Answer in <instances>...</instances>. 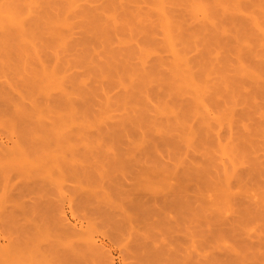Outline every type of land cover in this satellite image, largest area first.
I'll return each instance as SVG.
<instances>
[{"label": "rangeland", "instance_id": "obj_1", "mask_svg": "<svg viewBox=\"0 0 264 264\" xmlns=\"http://www.w3.org/2000/svg\"><path fill=\"white\" fill-rule=\"evenodd\" d=\"M77 1H0V264H264V0Z\"/></svg>", "mask_w": 264, "mask_h": 264}, {"label": "bare ground", "instance_id": "obj_2", "mask_svg": "<svg viewBox=\"0 0 264 264\" xmlns=\"http://www.w3.org/2000/svg\"><path fill=\"white\" fill-rule=\"evenodd\" d=\"M0 1H1V0H0ZM4 1H5V0H4ZM4 1L2 0V2H4ZM8 1H9V2H12L13 0H11V1L8 0ZM70 1L73 2V0H70ZM78 1H80V0H78ZM78 1H77V2H78ZM161 1H162V3H164L163 0H160V2H161ZM9 2H8V3H9ZM14 2H15V0H14ZM30 2H31V1H30ZM30 2H26V3L29 4ZM33 2L36 3L37 1H33ZM75 2H76V1H75ZM158 2H159V1H158ZM160 2H159V3H160ZM35 3H34V4H35ZM69 3H70V2H69ZM69 3H68V5H69ZM159 3H158V4H159ZM162 3H161V4H162ZM197 3H199V2H197ZM1 4H2V3H1ZM6 4H7V2H6ZM10 4H12V3H10ZM13 4H14V3H13ZM13 4H12V5H13ZM75 4H76V3H75ZM200 4H201V2H200ZM200 4H199V6H200ZM16 5H17V4H16ZM20 5H21V4H20ZM20 5H17L16 7H19ZM25 5H26V4H25ZM29 5H30V8H29V6H28V8H29V10L31 11V5H32V3L29 4ZM35 5H36V4H35ZM35 5H34V6H35ZM76 5H78V4H76ZM194 5H195V4H194ZM194 5H193V6H194ZM202 5H203V4H202ZM202 5H201V6H202ZM10 6H11V5H10ZM26 6H27V5H26ZM69 6H70V5H69ZM71 6H73V5H71ZM158 6H160V5H158ZM197 6H198V4H197ZM36 7H37V6H36ZM204 7H205V6L203 5L202 8H201V10L203 9V10H202V11H203L202 14L205 15V17H206V15L208 16V14H207L208 12L206 13L207 10L204 11V9H207L206 7H205V8H204ZM14 8H15V7H14ZM24 8H25V7H24ZM28 8H27V9H28ZM70 8H71V7H70ZM72 8H74V7H72ZM15 9H17V8H15ZM20 9H21V7H19V10H20ZM32 9H33V8H32ZM159 9H160V8L158 7V11H159ZM17 10H18V9H17ZM21 10H22V9H21ZM161 10L164 11L163 9H161ZM13 11H14V10H13ZM13 11H12V9L8 8V6H7V7H6V6L4 7V5H3V6L0 5V14H1L0 16H1V18H3V22H4L5 20H6V21L8 20V21L10 22V23H9L10 26H11V24L13 23V24H15V25H14L15 27H18L16 24L19 25L20 22H22V20L24 19L23 17L27 15L28 10H27L26 14H25L23 17H17L16 14H15ZM202 11H201V12H202ZM1 12H3V13H1ZM15 12H16V11H15ZM21 12H22V11H21ZM31 12H32V11H31ZM204 12H205L206 14H205ZM209 12H210V11H209ZM16 13H18V11H17ZM23 13H25V12H23ZM161 13H163V12H160V15H162ZM164 13H165V12H164ZM164 13H163V14H164ZM3 15H4V16H3ZM20 15H21V14H20ZM212 15H213V14H212ZM21 16H22V15H21ZM29 16H30V15H29ZM162 16H164V15H162ZM162 16H161V17H162ZM209 16H210V15H209ZM27 17H28V16H27ZM165 17H167V16H165ZM1 18H0V19H1ZM25 18H26V17H25ZM206 18H207V17H206ZM4 19H5V20H4ZM21 19H22V20H21ZM64 19H65V18H63V20H64ZM163 19L165 20L164 17H163ZM163 19H162V20H163ZM24 20H25V19H24ZM68 20H69V19H68ZM8 21H7V22H8ZM61 21H62V20H61ZM61 21H59V22H61ZM165 21H166V20H165ZM3 22H2V19H1L0 24L3 23ZM62 22H64V21H62ZM62 22H61V23H62ZM168 22H169V21H168ZM26 23H27V22H26ZM64 23L66 24V22H64ZM64 23H62V24L58 23V24H60V26H66V25L68 26V25H69V24L63 25ZM67 23H68V22H67ZM69 23H70V21H69ZM71 23H72V22H71ZM73 23H74V22H73ZM164 23H165V22H164ZM164 23H163V26L165 25ZM166 23H167V21H166ZM4 24H6V23L4 22ZM9 24H8V26H9ZM13 24H12V25H13ZM23 24H24V23H23ZM36 24H37V23H36ZM167 24H168V23H167ZM167 24L165 25V27H168ZM70 25H71V24H70ZM74 25H75V24H74ZM168 25H170V24H168ZM1 26H4V25L1 24ZM6 26H7V25H6ZM21 26H22V25L19 26V27H20L19 29H23V26H22V27H21ZM24 26H26V25L24 24ZM67 26H66V27H67ZM12 27H13V26H12ZM26 27H27V26H26ZM67 28H69V27H67ZM70 28H71V27H70ZM72 28H73V27H72ZM14 29L19 30V29H17V28H14ZM8 30H9V28H8ZM11 30H12V29H11ZM16 30H14V31H16ZM19 31H20V30H19ZM16 32H17V31H16ZM22 32H23V31H22ZM27 32H28V30H27ZM27 32H25V34H28ZM14 33H15V32H14ZM17 33H19V32H17ZM23 33H24V32H23ZM263 33H264V31H263ZM170 34H171V33H170ZM170 34H168V36H172V34H171V35H170ZM29 35H30V34H29ZM57 37H58V36H57ZM64 38H65V37H64ZM64 38H63V39L60 38V39L64 41ZM170 39L173 40L172 37H171ZM170 39L167 37V41H169ZM171 42H172V41H170V43H171ZM173 43H174V42H173ZM173 43H171V44H172L171 46H173L172 48H175V47H174L175 43H174V44H173ZM169 46H170V45H169ZM169 48H170V47H169ZM140 49H142V48H140ZM145 50H146V49H143L144 53H146ZM176 50H178V49H176ZM146 51H149V50H146ZM170 51H173V52H174V50H172V49H171ZM140 52H141V51H140ZM175 52H176V51H175ZM178 52H179V51H178ZM128 53H129V52H128ZM144 53H142V54H144ZM173 54L175 55L176 53H173ZM174 55H173V56H174ZM177 55H180V54L178 53ZM177 55H175L174 58H176ZM184 55H185V53H184ZM180 56H181V55H180ZM174 58H173V61H174L173 65H175V66H173V67L175 68L176 71H178V69H177V68L179 67V66H177V64L179 65L178 62H179L180 60H183V61H184L185 59H184V58L182 59L181 57H179V59H178V56H177V59H178V62H177V60H175ZM187 59H188V58H187ZM175 61H176V64H175ZM183 61H181V62H183ZM187 62H188V61H187ZM188 64H189V63H188ZM112 65H113V64H112ZM118 65H119V64H118ZM118 65H117V66H118ZM184 66L186 67V64H185ZM110 67H111V66H110ZM112 67H113V70H114V67H115V66H112ZM119 67H120V65L118 66V68H119ZM123 67H124V66H123ZM115 68H116V67H115ZM187 68H189V67H187ZM187 68H186V69H187ZM119 69H120V68H119ZM119 69H118V70H119ZM181 69L184 70L185 68H181ZM108 70H109V68L106 69V71H108ZM113 70L110 68V71H108V72H111V71H112V73L114 74ZM124 70H126V68H124ZM132 70H133V69H132ZM135 70H136V69H135ZM173 70H174V69H173ZM104 71H105V70H104ZM128 71L131 72L130 70H128ZM137 71H138V70H137ZM179 71H180V69H179ZM179 71H178V72H179ZM189 71H190V69H189ZM174 72H175V71H174ZM181 72L183 73V71H181ZM184 72H185V71H184ZM104 73H105V72H103V74H104ZM143 73H144V72H143ZM186 73H188V72L186 71V72H185V75H183V74H181V75L185 76L186 80H188ZM109 74L111 75V73H109ZM113 74H112L111 76H113ZM253 74H254V73H253ZM51 75H52V74H51ZM189 75L191 76V73H189L188 76H189ZM251 75H252V74H251ZM47 76H49V75H47ZM47 76H46V77H47ZM114 76H115V74H114ZM178 76H179V75H178ZM47 78H50V77H47ZM51 78H52V77H51ZM115 78H116V77H115ZM118 78H119V77H118ZM180 78H181V77H180ZM180 78H179V80H180ZM185 78H182V79H185ZM190 78H191V77H190ZM190 78H189V79H190ZM54 79H55V78H53V80H54ZM192 79H193V77L191 78V83L193 82ZM49 80H51V79H49ZM112 80H113V79H112ZM118 80H120V79H118ZM180 81H181V80H180ZM182 81H183V80H182ZM182 81H181V82H182ZM53 82H54V84H55V81H53ZM114 82H115V81H114ZM116 82H117V81H116ZM116 82H115V83H116ZM56 83H57V81H56ZM112 83H113V81H112ZM118 83H119V82H118ZM187 83H188V82H186V84H187ZM191 83H190V84H191ZM52 84H53V83H52ZM183 84H184V82H183ZM190 84H188L187 86H188V87L191 86ZM119 85H120V84H119ZM192 85H194V84H192ZM56 86H57V85H55V87H56ZM179 86H180V82H179ZM183 86H184V85H183ZM187 86H185V87H187ZM58 87H59V85H58ZM58 87H57V88H58ZM180 87H181V86H180ZM201 88H203L202 91L204 92L205 87L203 86V87H201ZM61 89H63L62 91H64V88L61 87ZM0 90H1V89H0ZM196 90H197V89H196ZM0 92H1V91H0ZM63 93H64L65 95H64ZM63 93H62V95H64V96L66 97V93H65V92H63ZM69 93H70V92H69ZM69 93H67V96H68ZM199 93H200V91H199ZM204 93H205V92H204ZM204 93H202V94H204ZM130 94H131V93H130ZM70 95H71V93H70ZM70 95H69L68 97H66V98H67V99H68L69 97L72 98V95H71V96H70ZM198 96L200 97V94H199ZM135 97H136V96H135ZM57 98H58V97H57ZM62 98H63V97H62ZM137 98H138V97H137ZM70 100H71V99H69V101H70ZM60 101H61V100H60ZM64 101H65V100H64ZM64 101H63V102H64ZM199 101H201V103H200L199 105H201V107H202V102H203V100H199ZM65 102H68V101L66 100ZM60 103H61V102H60ZM69 103H70V102H69ZM203 103H204V102H203ZM66 104H67V103H66ZM72 111H73V110L71 109V112H72ZM74 112H75V111H74ZM74 112H73V116H74ZM206 112H207V110H206ZM75 113H77V112H75ZM76 115H78V113H77ZM76 115H75V116H76ZM83 115H84V113H83ZM205 115H208V117H209V114L206 113ZM205 115H204V116H205ZM33 116H34V118H35V115L32 114V117H33ZM29 118H30V116H29ZM40 119H41V118H40ZM40 119H39V121H40ZM206 119H207V121H208V118H206ZM39 121H38V124L40 123ZM36 122H37V121H36ZM42 122H43V121H42ZM43 123H44V122H43ZM86 123H87V122H86ZM84 124H85V123H83V125H84ZM207 124H208L207 126H209L208 128L210 129V123H209V121H208ZM35 125H36V124H35ZM81 125H82V124H81ZM83 125H82V126H83ZM86 125H87V124H86ZM33 126H34V125H33ZM36 126H37V125H36ZM43 126H44V124H43ZM84 126H85V125H84ZM84 126H83V127H84ZM83 127H82V128H83ZM85 127H86V126H85ZM85 127H84V128H85ZM33 128H34V127H33ZM45 128H46V127H45ZM86 128H87V127H86ZM86 128H85V129H86ZM88 128H89V124H88ZM206 128H207V127H206ZM38 129H39V128H38ZM41 129H42V128L40 127V130H41ZM79 129H80V127H79ZM80 130H81V129H80ZM207 130H208V129H207ZM209 131H210V130H209ZM211 131H212V130H211ZM46 133H47V132H46ZM207 134H208V132H207ZM210 134H211V133H210ZM65 136H67V135H65ZM218 136H219V135H218ZM213 140H214V139H213ZM88 147H89V146H88ZM235 156H236V155H235ZM224 163H225V162H224ZM220 165H222V164L220 163ZM220 165H219V166H220ZM224 166H225V168H226V166H228V165L225 164ZM224 166H220V167H224ZM225 168H224V169H225ZM227 168H228V167H227ZM227 168L224 170L225 172H226ZM222 169H223V168H222ZM220 171H221V170H220ZM222 171H223V170H222ZM223 173H224V172H223ZM223 173H222V174H223ZM223 175H226V173H224ZM227 175H231V176L233 177L234 174H233V175H232V174H227ZM227 175H226V176H227ZM231 176H230L229 178H231ZM229 182H230V181H229ZM230 183H231V182H230ZM229 187L231 188V186H229ZM225 188H226V187H225ZM225 188H224V190H225ZM230 188H229L227 191H229ZM224 190H223V192H224ZM225 192H226V191H225ZM224 195H228L227 192L224 193L223 196H224ZM228 197H229V196H228ZM63 220L65 221L66 218H64ZM66 225H68V226H67L68 229L71 228V229H72V232H73V230L75 229V228L72 227L73 225L70 226V225L67 224V223H66ZM68 229H66V230H68ZM71 229H70V230H71ZM75 230H76L75 232H77V229H75ZM65 232H66V231H65ZM69 232H71V231H69ZM72 232L69 233V235H71ZM75 232H73V234H74ZM73 234H72V235H73ZM91 239H92V238H91ZM85 241H86V242H85ZM85 241H84V242H85L86 244H83V246H84V249H85L86 251L91 252V253H95V252H96V253H99V248H98V246L96 245L95 240L92 239V240H89V241H88V240L86 239ZM87 241H88V242H87ZM93 241H94V242H93ZM97 249H98V250H97ZM100 253H101V252H100ZM92 255H93V254H92ZM94 255H95V254H94ZM98 255H99V254H98ZM4 256H5V255H4ZM95 256H97V254H96ZM8 257H9V256H8Z\"/></svg>", "mask_w": 264, "mask_h": 264}]
</instances>
